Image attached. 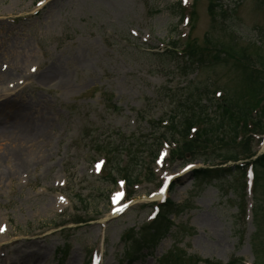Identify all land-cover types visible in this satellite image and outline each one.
Instances as JSON below:
<instances>
[{"label": "rangeland", "instance_id": "1", "mask_svg": "<svg viewBox=\"0 0 264 264\" xmlns=\"http://www.w3.org/2000/svg\"><path fill=\"white\" fill-rule=\"evenodd\" d=\"M260 63L264 0H0V264H264Z\"/></svg>", "mask_w": 264, "mask_h": 264}, {"label": "trees", "instance_id": "2", "mask_svg": "<svg viewBox=\"0 0 264 264\" xmlns=\"http://www.w3.org/2000/svg\"><path fill=\"white\" fill-rule=\"evenodd\" d=\"M213 8V7H212ZM169 54V52L167 53ZM195 51L191 50L190 54L186 57L189 58V61H196L193 57L195 56ZM169 59L171 60H177V57L174 53H171L170 56L168 57ZM260 68H264V64L263 63H260ZM225 107H227L225 105ZM264 99L261 101L259 107H257L255 113L253 115H251V118L249 120V124H248V127H247V124L245 123V128L246 130H248V137L247 138H244L245 139V142H244V145H243V154L244 155H248L250 154V150H251V145L250 144V140H251V137L253 136L252 134H257L259 136H262L264 134ZM191 113V112H190ZM194 114V113H193ZM190 114L188 115H183L182 116V120L180 121V124L177 125V127L175 128L174 130V126H172V135H178V136H182V139L184 140V142L182 143V145H179L177 144V151H178V155L181 156V157H184V156H191L190 160L188 161L189 163H193L195 161H197L199 159V153L201 152L200 150V147L199 144L197 145H193L190 140H189V135H184L183 134V131L185 130L183 126L185 125H188L190 123ZM193 116L191 117V120H192ZM185 121V122H183ZM164 137L166 136L165 134L163 135ZM187 137V139H185ZM189 140V141H188ZM196 142V141H195ZM256 144L259 142V141H255ZM255 144V143H254ZM162 144L160 143L159 146H161ZM124 149L126 150V148L124 147ZM160 147L157 148L155 150V152L152 154L151 152H149L150 154H152V162L155 163V161H157V159L159 158V155H160ZM132 155V154H131ZM219 160H222V159H226V160H235L236 159V156H228V157H218ZM206 162V161H204ZM253 167L254 169H257V168H264V154L258 156L253 162ZM123 172L125 173L123 176L124 177V180H130L131 177L129 176V167H128V164L125 165V167H123ZM231 172V171H234L233 169H230V170H217L215 172ZM213 171H210V170H201V173L202 174H209ZM244 174L246 172V169L243 170ZM255 183L256 181L254 182V186H255ZM178 205H175L171 200H168L165 204L161 205L160 206V211H159V214H158V217L162 218L165 220L166 224H170V220L168 219V216L170 214H173L177 211L178 209ZM246 208H247V205H246V202L244 203V207H243V210H244V214L246 213ZM261 205L259 203V200H257L255 198V195L253 196V205H252V215H253V221L255 223V226H256V230H259V222H258V218H259V215H260V212H261ZM169 226V225H167ZM166 226V227H167ZM165 227V226H164Z\"/></svg>", "mask_w": 264, "mask_h": 264}, {"label": "bare ground", "instance_id": "3", "mask_svg": "<svg viewBox=\"0 0 264 264\" xmlns=\"http://www.w3.org/2000/svg\"><path fill=\"white\" fill-rule=\"evenodd\" d=\"M53 72H54V70H53ZM18 107H22V106H24V104H18L17 105ZM263 148H264V144H263ZM168 196V193H166V192H164V191H158V192H156V193H154V195L152 196V198H154L156 201H163L166 197ZM120 210L118 209V212H119ZM118 212H117V214H118ZM41 255V256H40ZM43 255H47V253H46V251H38V254L37 255H35V256H33L32 258H31V260L32 259H34L35 257V259H39L40 257H43ZM16 257H18V256H16ZM16 257H15V263H17V259H16ZM46 257V256H45ZM44 257V258H45ZM23 258V257H22ZM26 259H28L27 257H24L23 258V260H22V262H24L23 264H27V261H25ZM13 258L12 259H10V264H13Z\"/></svg>", "mask_w": 264, "mask_h": 264}, {"label": "snow or ice", "instance_id": "4", "mask_svg": "<svg viewBox=\"0 0 264 264\" xmlns=\"http://www.w3.org/2000/svg\"><path fill=\"white\" fill-rule=\"evenodd\" d=\"M41 3H43V0H41ZM122 195H123L122 193H117V196H118V197H122ZM3 230H4V229L0 228V231H3Z\"/></svg>", "mask_w": 264, "mask_h": 264}]
</instances>
